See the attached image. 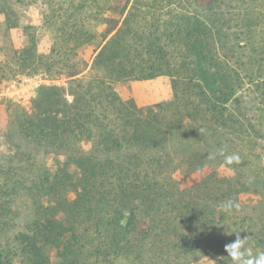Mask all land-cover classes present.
<instances>
[{
	"label": "trees",
	"instance_id": "16d2710c",
	"mask_svg": "<svg viewBox=\"0 0 264 264\" xmlns=\"http://www.w3.org/2000/svg\"><path fill=\"white\" fill-rule=\"evenodd\" d=\"M0 17L23 40L0 81L65 80L28 109L0 99V264H223L226 229L242 237L264 198L247 173L264 156V0H0ZM160 77L163 105L116 90Z\"/></svg>",
	"mask_w": 264,
	"mask_h": 264
},
{
	"label": "rangeland",
	"instance_id": "374dc122",
	"mask_svg": "<svg viewBox=\"0 0 264 264\" xmlns=\"http://www.w3.org/2000/svg\"><path fill=\"white\" fill-rule=\"evenodd\" d=\"M115 4H122L124 0H112ZM260 6H263L262 4ZM24 15L27 16L24 19L23 23H27L29 19H35L39 15L41 9L39 5L30 6L28 9H24ZM12 42L15 44H20L23 42L20 39V30L10 32L7 30L6 25L2 18L0 17V59L4 58L5 55L9 54L12 49ZM65 80H56L52 81L44 75H28L26 73H19L15 77L13 76L10 79L0 81V99L5 98L20 105L23 108H30L31 102L35 99L37 91L43 85L50 84H64ZM116 90L119 92L121 97L124 100L132 99L140 107L152 106V105H163L166 102H169L173 98L172 90V81L168 77H160L154 80L149 81H134L127 84H121L116 87ZM14 141L22 143V137L19 134H14ZM3 146V136L0 132V153ZM257 148V147H256ZM260 150H256V153H253L252 156L248 159L247 173L251 176L255 173L260 172L261 178L264 177V156L263 154H258ZM263 153V152H262ZM49 166H54L55 163L50 157L47 160ZM259 181L263 183V179L255 181V184H259ZM264 194V185L260 188ZM254 201L259 206V212L253 213V218L255 221H251L250 215L248 212L247 219L250 220L252 227L244 225V229H241L242 237L243 235L248 234V243L247 246L251 249L253 254L257 252H264V247H261L259 243L254 239H260L258 235V230L262 229V224L264 222V216H259L264 213V203L263 197H257ZM262 201V202H261ZM249 222V221H248ZM247 222V223H248ZM264 235V234H263Z\"/></svg>",
	"mask_w": 264,
	"mask_h": 264
},
{
	"label": "clouds",
	"instance_id": "9594fccd",
	"mask_svg": "<svg viewBox=\"0 0 264 264\" xmlns=\"http://www.w3.org/2000/svg\"><path fill=\"white\" fill-rule=\"evenodd\" d=\"M220 155H224L223 150L220 151ZM209 159H212L210 156ZM240 163V157L238 155H227L224 159V165H232V164ZM222 209L226 213H230L235 207L236 210H239V204H233V202L228 201L221 205ZM230 229V231H229ZM231 232L232 234H236L235 240L224 245V251L227 253L226 257H220V260L223 261V264H227L228 261L231 264H264V252H257L253 254L251 249L247 246L248 243V236L241 237L239 233L234 232L231 228H227L225 231V235H229ZM212 261L208 256H201L199 257L198 264H209ZM197 264V262H195Z\"/></svg>",
	"mask_w": 264,
	"mask_h": 264
}]
</instances>
